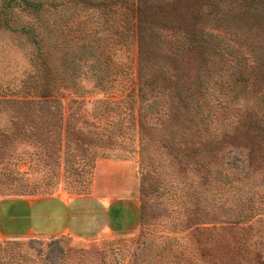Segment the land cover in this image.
Listing matches in <instances>:
<instances>
[{"label": "rangeland", "instance_id": "1", "mask_svg": "<svg viewBox=\"0 0 264 264\" xmlns=\"http://www.w3.org/2000/svg\"><path fill=\"white\" fill-rule=\"evenodd\" d=\"M37 1H42V6L34 23L36 76L31 81L38 80L40 86L49 67L57 99L52 103L4 102L23 97L26 90L19 87V80L28 65L22 56L30 50L24 38L0 31V83L12 87L7 92L0 88V198H82L73 204L79 214L73 224L77 236L0 238V264H264V215L239 221L236 230H228L232 225L228 216H215L213 220L211 215L217 214L219 205L199 202L198 175L191 171L182 174L172 161L173 151L165 149L172 126L165 120L166 110L157 121L147 119L148 128L155 122L156 132L146 137L149 146L141 153L139 146L144 141L133 124L130 104L97 103L109 96L96 82L103 67L97 65L100 60L94 48H104L106 37V32L99 30L102 9L90 8L87 0ZM163 1L154 4L165 10ZM113 34L114 43L120 38L122 44L111 58L119 68L104 73V78L129 83L135 48L128 44L126 34ZM163 48L158 53L160 62L165 59ZM186 56L179 54L177 59L192 67L196 58L189 61ZM65 93H70L73 102H60ZM153 94L158 103L170 101L165 90L155 89ZM62 111L73 132L104 137L105 146L95 152L90 183L83 190L80 183H71V177L69 182L56 181L49 186L55 181L50 175L61 172L54 158L47 157L56 149ZM175 152L182 159V154ZM66 172L68 176L71 173ZM248 174L250 180L260 181L261 174L253 170ZM87 176L74 179L86 183ZM244 179L249 183L246 176ZM226 209L223 207L219 214ZM198 221L205 223L200 225ZM196 222L212 229L186 235L188 227ZM249 223L254 227L242 228ZM201 241L207 243L206 249ZM232 245L239 249L233 259L227 251Z\"/></svg>", "mask_w": 264, "mask_h": 264}, {"label": "trees", "instance_id": "2", "mask_svg": "<svg viewBox=\"0 0 264 264\" xmlns=\"http://www.w3.org/2000/svg\"><path fill=\"white\" fill-rule=\"evenodd\" d=\"M160 1L87 0L90 8L102 9L99 30L106 32L103 50L97 46L94 49L100 60L97 65L103 67L96 82L109 96L97 103L130 104L133 124L144 141L139 146L141 153L149 146L146 137L156 132L155 122L148 128L147 119L157 121L166 110L165 120L172 126L165 149L175 154L172 161L182 174L191 171L198 175L199 202L219 205L215 208L217 214L211 215L213 220L215 216H228L232 223L228 230L239 229V221L253 217L257 220L264 215V0H164L165 10L154 4ZM41 6L42 1L37 0H0V31L24 38L30 50L21 55L29 67L19 80V87L26 90L23 99H4L5 103H52L57 99L49 67L40 86L38 80L31 81L36 76L34 23ZM116 32L126 34L128 44L135 48L129 83L104 78V73L119 68L111 61L113 52L122 46L120 38H115V43L111 38L113 33L118 36ZM163 46L165 59L160 62L158 53ZM179 54L188 55L189 61L196 58L195 64H183L177 59ZM10 87L0 83L5 92ZM155 89L168 92L170 101L158 103ZM71 98L70 93H65L60 102L64 99L68 104L73 102ZM61 113L56 149L47 157L54 158L61 172L50 175L55 181H50L49 186L56 181L69 182L71 177V183H80L83 190L90 183L95 152L105 146L104 137L73 132L67 125L68 116ZM175 151L182 154V159ZM67 170L76 172V176L87 174L89 179L86 183L75 181L76 176H68ZM250 170L261 174L260 181L250 180ZM225 206L226 211L220 215ZM200 225L192 224L186 235L212 229ZM253 227V223L242 226ZM201 246L206 249L207 243ZM227 251L231 259L239 253L237 245L229 246Z\"/></svg>", "mask_w": 264, "mask_h": 264}, {"label": "crops", "instance_id": "3", "mask_svg": "<svg viewBox=\"0 0 264 264\" xmlns=\"http://www.w3.org/2000/svg\"><path fill=\"white\" fill-rule=\"evenodd\" d=\"M74 200L58 195L0 198V238L77 236L73 224L79 214L73 210Z\"/></svg>", "mask_w": 264, "mask_h": 264}]
</instances>
